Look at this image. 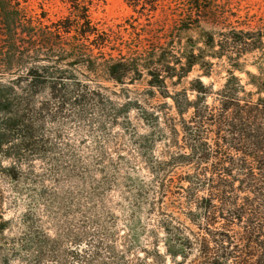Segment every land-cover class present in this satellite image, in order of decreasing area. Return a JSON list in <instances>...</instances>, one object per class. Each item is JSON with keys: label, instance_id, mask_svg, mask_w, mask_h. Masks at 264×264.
I'll return each instance as SVG.
<instances>
[{"label": "trees", "instance_id": "16d2710c", "mask_svg": "<svg viewBox=\"0 0 264 264\" xmlns=\"http://www.w3.org/2000/svg\"><path fill=\"white\" fill-rule=\"evenodd\" d=\"M46 1L0 0V264H264V6Z\"/></svg>", "mask_w": 264, "mask_h": 264}, {"label": "rangeland", "instance_id": "374dc122", "mask_svg": "<svg viewBox=\"0 0 264 264\" xmlns=\"http://www.w3.org/2000/svg\"><path fill=\"white\" fill-rule=\"evenodd\" d=\"M40 0H31L32 4H36ZM247 3H259L264 6V0H242V4ZM44 7L48 10L49 16L54 19L57 16H60L66 13L65 9L61 6L58 0H49L44 2ZM132 13L131 9L128 8L122 0H106L105 4L97 7L92 11V16L96 22H99L102 27H109L115 24L124 22ZM143 21V19H140ZM197 74V71L194 70L190 75L189 79L193 78ZM225 75L224 67L222 64L218 63L214 66V76L212 79L202 77L203 82L208 83L209 81L215 82V87H217L221 82L222 78ZM243 77V74H239ZM144 83V82H141Z\"/></svg>", "mask_w": 264, "mask_h": 264}]
</instances>
